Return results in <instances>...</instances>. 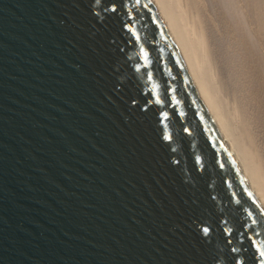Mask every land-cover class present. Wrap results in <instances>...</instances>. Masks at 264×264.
I'll list each match as a JSON object with an SVG mask.
<instances>
[{"label": "water", "instance_id": "water-1", "mask_svg": "<svg viewBox=\"0 0 264 264\" xmlns=\"http://www.w3.org/2000/svg\"><path fill=\"white\" fill-rule=\"evenodd\" d=\"M92 3L0 0V264H212L198 226L219 217L264 249L152 2L104 20Z\"/></svg>", "mask_w": 264, "mask_h": 264}, {"label": "bare ground", "instance_id": "bare-ground-1", "mask_svg": "<svg viewBox=\"0 0 264 264\" xmlns=\"http://www.w3.org/2000/svg\"><path fill=\"white\" fill-rule=\"evenodd\" d=\"M264 210V0H150Z\"/></svg>", "mask_w": 264, "mask_h": 264}, {"label": "snow or ice", "instance_id": "snow-or-ice-1", "mask_svg": "<svg viewBox=\"0 0 264 264\" xmlns=\"http://www.w3.org/2000/svg\"><path fill=\"white\" fill-rule=\"evenodd\" d=\"M127 2L128 0H93L92 7L95 9L93 14L100 20H104L107 14L120 17L121 10L126 8ZM139 3L140 0H136V4L139 5ZM122 27L126 29L127 23H122ZM136 71L139 69L137 68ZM161 138L165 142L172 139L163 132ZM172 151L175 152L176 149L173 148ZM173 163L178 164L179 161L173 160ZM209 199L215 201L217 197L209 194ZM228 223L226 218L219 217V224L215 227L210 221L198 226L204 243L211 244L214 239L217 241L216 249L212 253V264H264V249L258 247L253 240V236H259L261 233L248 228L247 225L226 228L225 225ZM245 240L248 241L247 246Z\"/></svg>", "mask_w": 264, "mask_h": 264}]
</instances>
